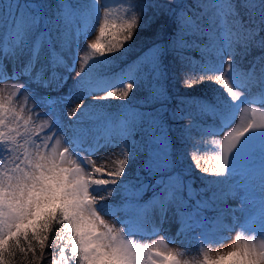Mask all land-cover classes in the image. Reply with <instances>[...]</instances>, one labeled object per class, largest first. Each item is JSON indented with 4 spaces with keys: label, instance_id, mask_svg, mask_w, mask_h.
<instances>
[{
    "label": "snow or ice",
    "instance_id": "snow-or-ice-1",
    "mask_svg": "<svg viewBox=\"0 0 264 264\" xmlns=\"http://www.w3.org/2000/svg\"><path fill=\"white\" fill-rule=\"evenodd\" d=\"M175 4L176 0H140L128 6L124 18L113 22L107 0H86L70 6L54 2L48 6L54 9L51 13L44 12L43 5L22 6L16 0H3L0 20L7 12L13 29L7 42L11 51L0 53V83L11 80L15 84L24 78L16 93L22 94L24 101L32 100L33 105L25 103L17 108L11 99L0 95V264H14L18 257L19 264H36L37 258L44 256L54 225L58 226L55 240L61 246L59 260L53 264H186L181 253L169 250L162 241L147 245L132 237L141 223L158 219L162 225L171 213L181 226L178 235L201 229L203 243H223L228 237L214 239L213 233L206 230V210L217 213L212 220L216 228L225 232L239 228L240 232L231 251L213 258L205 250L199 264H264V112L258 114L253 109L247 123L228 132L211 168L201 166L193 157L197 171L215 178L205 180L213 186L207 198L190 184L172 182L164 175L174 161L169 138L151 113L133 111L114 133L109 130L86 144L84 137L90 130H81L83 116L77 114V109L90 106L77 104L68 114L69 120L76 117V121L58 131L61 122L56 105L73 97L81 102L88 96L106 100L119 93V99L126 100L143 85L149 90L146 100L163 105L167 93L159 82L167 77L164 59L170 53L175 54L186 77L198 71L201 81L222 87L231 100H217L214 105L199 103L195 113L184 108L172 113V119L190 121L180 137L185 147L193 142V133L218 135L227 129L248 103L249 89L256 88L264 96V55L254 57L246 70H240L251 49L264 52V0H199L190 17L177 13ZM149 9L151 16L147 15ZM164 15L173 18L169 39L151 44L147 50L151 57L138 69L139 75L121 73L119 80L113 81L108 70L115 53L129 51L137 33ZM80 16L99 23V35L86 44L82 56L71 52L76 39L73 18L78 25ZM45 21L47 26L41 31ZM79 32L77 26L75 33ZM190 43L202 47L200 63L183 58ZM4 47L0 42V49ZM90 54L102 59L82 64L76 73L77 87L68 96H40L33 90L35 85L48 93L59 91L66 82V77L57 74L62 58L71 56L72 66L64 65L71 72L77 57L86 61ZM236 55L241 59L237 60ZM41 106L48 109L43 115L39 112ZM209 115L220 121L219 128L209 129L201 123V118ZM139 133L144 136L142 145L135 139ZM107 146L121 149L111 161L115 165L111 171L107 161L97 165L95 160L86 159ZM142 150L146 159L141 170L159 179L155 184H144L139 172L135 179L141 187L153 191L158 207L151 213L137 209L124 219L106 201L123 189L122 178ZM234 193L240 201L238 214L221 206L223 199ZM226 215L231 217L228 224L223 219ZM105 216H111L112 222Z\"/></svg>",
    "mask_w": 264,
    "mask_h": 264
},
{
    "label": "trees",
    "instance_id": "trees-1",
    "mask_svg": "<svg viewBox=\"0 0 264 264\" xmlns=\"http://www.w3.org/2000/svg\"><path fill=\"white\" fill-rule=\"evenodd\" d=\"M178 1L180 0H176V2ZM5 2H7V0H5ZM16 2L20 3L22 6L25 4L43 5V11L51 13L54 11V9H50L48 6L54 2L62 3L65 6H70L77 3H84L86 0H16ZM125 2L127 7L124 3L122 4L124 5V9H126L123 18L127 15L128 6L134 3H139L140 0H125ZM160 2H166V0H160ZM108 3L115 7V10H113V7L110 10V15L113 17L112 21L116 22L120 20L121 17L116 12L118 8L116 0H108ZM198 3L199 0H183L180 2V4L173 5V7H175L177 13L183 12L186 16L190 17L196 11L195 7L193 6L197 5ZM2 4L3 0H0V6H2ZM69 10L71 9L69 8ZM37 11H40V9H37ZM147 15H152L151 9L148 10ZM97 25L98 22L92 17L85 19L84 16H80L77 26L82 32H85L86 30V33L88 34L94 28H96ZM46 26L47 21L40 25L41 31H43ZM173 27V18L164 15L158 22L153 23L150 28H146L138 32L136 37L131 42L129 51L123 54H121L119 51L115 53L116 59L108 70L109 77L113 81H118L121 73H125L128 76L133 74L139 75L138 69H140L142 65L146 64L148 59L151 57V54L147 51L148 48L153 42L162 43L168 40L172 33ZM12 29V18L8 16L7 12H5L3 19L0 20V42L5 44V47L2 48L3 51L7 46L9 35ZM69 39H71V37ZM125 47L129 46L126 44ZM261 55H264V52H262L259 48L251 49L249 55L245 57L241 63L240 70H246L249 62L254 57H260ZM174 56V53H170L164 59L167 77L159 82L167 93V99L164 101L163 105H161L159 102L146 100V97L149 96V90L145 86L141 85L134 89V91L130 93L126 100L119 99V93L116 97L111 98L110 102L107 103L104 109L95 112L97 117H94V120H102L103 117H111L114 115H118L124 119L131 115L133 111L140 113H151L152 115L156 116L160 121L161 128L165 131V134L169 138V151L172 153L171 158L173 159L176 167H178L172 171L169 170L168 172L164 173V175L166 177H170L172 182L179 180L184 184H190L191 188L196 192L200 193L201 190L208 193L213 192V186L205 183V180L211 179L208 175H203L200 179L198 175L199 171L196 170L195 163L192 162L191 158L193 155H200L203 153L202 149L209 151L211 147L206 142L207 139L217 137L222 134V132L218 135L208 136H200L199 133H193V142L189 143L188 146L185 147L183 146V142L180 140V137L185 125H188L190 121L187 119H172L171 117L172 113L177 111L179 108H184L186 112L195 113L199 111V103L206 102L208 104L214 105L217 100H228L229 102H231V100L222 87L217 86L211 81H201L200 73L198 71L195 73H189V75L186 77L181 71L182 66L177 63V61L174 59ZM183 58L191 60L194 63H200L202 60V47L198 49L194 43H190L184 51ZM99 59L102 58L98 57V60ZM226 59L227 56L225 55V60ZM236 59L240 60L241 57L236 55ZM189 85H191V87H189ZM261 96L262 95L259 90L255 88L249 89L247 104H254L255 101L260 102ZM181 101L184 103L182 104ZM137 121L139 124V120ZM114 123H116L115 120ZM201 123L209 129L220 127V121L211 117L210 115L201 118ZM141 134H137L136 137L138 138L141 136ZM136 137L135 139H137ZM193 143L195 144V147H193ZM145 159L146 155L142 150L141 154L137 157L136 162L131 163L132 166L130 164L128 169L131 167L133 168L134 166V168L139 167V177L143 180L144 184H155L159 177L149 176L146 171L141 170V164ZM201 159L202 158L199 156L196 157V160H199V162ZM180 161H182V164H178ZM205 166H207V163H205ZM136 184L139 185V189L145 191V194H143L144 198H146L145 195L147 196L154 194L151 189L143 188L139 183ZM202 194L204 195L206 193L202 192ZM53 227L54 231L50 234V239L47 242L44 256L38 257L36 264H53L54 260H59L58 249L61 245L59 244V241L55 240V228L58 226L54 225ZM29 258H31V254H29ZM14 264H19V257L16 259V261H14Z\"/></svg>",
    "mask_w": 264,
    "mask_h": 264
},
{
    "label": "rangeland",
    "instance_id": "rangeland-1",
    "mask_svg": "<svg viewBox=\"0 0 264 264\" xmlns=\"http://www.w3.org/2000/svg\"><path fill=\"white\" fill-rule=\"evenodd\" d=\"M164 1V0H163ZM183 0H180L176 2V4H180V2ZM103 2V0H101ZM108 2V0H107ZM116 3L118 5V8L116 10L117 14L123 18L124 12L126 9H124V5L126 6L125 0H116ZM109 7V17L112 20V16L110 15L112 5L108 3ZM127 7V6H126ZM113 10H115V7H113ZM119 11V12H118ZM104 12H100V16L103 17ZM74 20L73 23V30L74 34L76 36L75 39V46L71 47V52L73 55H75L77 52H79V55H83V50L87 43L93 42L95 38L99 35V23L96 28H94L90 33L82 32L80 30L79 33H75V28L77 27V23ZM86 37V38H85ZM8 46V45H7ZM11 51L10 47H7L4 54ZM1 52V50H0ZM97 56L89 55L88 59L82 60L79 57H77L75 64H74V71H67L64 67V65L72 66V58L71 56L62 58L63 59V68H60L61 65L57 67V74L61 77H66V82L63 83V86L59 89V91H52L48 93L45 89L37 88L35 85H33V90L38 93L40 96L44 95H51L53 97H65L68 96L69 93L73 92L76 89L75 81L77 79L76 73L80 71V68L83 65L86 64H92L94 61L98 60ZM23 79L21 81H17L15 84L11 80H6L4 83H0V95L4 96L6 99H11L12 104L19 108L22 104H27L28 107H32L33 101L28 100L24 101L22 94L16 93V87L19 83L23 82ZM256 89V88H255ZM97 95H106V92H98ZM110 99L106 100H96L93 96H88L85 100L82 102L80 100H77L75 97L72 99H69L64 104H57L56 107L58 109V115L60 118V128L59 130H66L67 125L74 123L76 121V117H72V120L68 119V114L71 112L73 108H76L77 104L87 105L90 107L81 109H77V114L82 115L83 119L81 121V130L88 129L90 130V134L86 135L84 137L85 143L92 142L93 139L101 136L102 134L106 133L107 131L111 130L113 133L117 130V126L119 123L124 120L123 117L120 116H111L109 117L114 122L116 120L115 125L113 126L109 124V122L105 124H99V122H105L107 120L102 121H95L93 120L94 117H97L95 112L101 111L104 109V107H98L99 105L106 106L107 103L110 102ZM244 108H247V111H244ZM253 109L257 110V113L264 112V96H261V101L258 103L255 101L254 104H246L243 108L240 109L239 113L236 115V118L232 125H230L227 129H225L222 134H220L217 137L209 138L207 139V143L211 147L209 151L203 150V153L200 155H193L191 160L194 163L193 157L199 156L202 159L200 160L201 165L205 166V163H207V167H212L215 164V155L221 150L220 145L223 142L225 136L228 134V132L233 131L237 125L243 126L244 123H247L251 116ZM48 109L46 107H39V112L43 115L45 112H47ZM130 116V115H129ZM208 119V118H206ZM138 122V121H137ZM47 127V125H46ZM141 134V133H139ZM138 134V135H139ZM137 138V137H136ZM136 141L139 144H143L144 136L141 134ZM120 148L107 146L100 149L98 153H95L91 156H87L86 159L88 160H95L97 165H100L104 161H107L106 167L108 170H114L115 165L112 164V160L116 159V157L120 153ZM110 154V155H109ZM178 164H182V161H180ZM132 166V164H131ZM135 167V166H134ZM130 168L126 170L125 176L122 178L125 181L123 189L119 193H113V196L111 200L106 201V203L110 206V208L115 211L118 215H120L122 218L127 219L129 214L134 212L137 209H145L148 213H151L153 208L158 207L156 204V200L152 201V203L146 204L144 207H140L139 201L143 200L142 196L139 192V185L136 184L137 181L135 179L136 173L139 170V167L136 168ZM176 165L174 164L173 167H171V171L174 170ZM140 175V173H139ZM200 179L202 178V174L198 173ZM211 180L215 179L211 175H208ZM179 177V176H178ZM112 187V186H109ZM201 192H204V196L207 198L212 195V192H205L201 190ZM199 193V192H198ZM149 196H146L145 199H148ZM153 199H156L155 197ZM226 211L228 209L236 210L238 214V210L240 208V201L238 194H232L230 196H227L223 199L222 205H221ZM169 219L163 223L162 225L159 224L158 219L155 223L149 222V223H141L139 227L135 229L136 235L132 237L133 239L137 240L138 242L142 244L151 245L154 240L156 241H162L169 250L173 252H179L181 253V259L182 262H186V264H199V262L202 260L203 252L207 250L209 254L214 258L217 254H225L232 250V246L236 242V234L240 232L239 228H236L235 231H228L225 232L222 228H216L212 220L217 215V213L213 210H206L205 215L209 218L207 222V231L213 233L214 239H223V237H228L226 240H224L223 243L219 244H205L202 242V238L200 237V231L201 229H197L196 232H188L184 231L181 235H178V231H180L181 226L177 223L176 219L172 216L171 213L168 214ZM106 221L109 223L112 222L111 216H105L104 217ZM224 223L228 224L231 221L230 216H225ZM243 222V221H242ZM153 232L155 234H153Z\"/></svg>",
    "mask_w": 264,
    "mask_h": 264
}]
</instances>
